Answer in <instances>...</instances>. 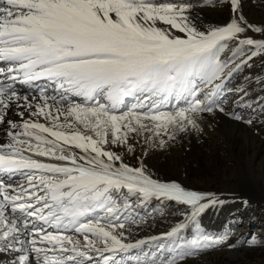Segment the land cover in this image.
<instances>
[{
	"label": "snow or ice",
	"instance_id": "snow-or-ice-1",
	"mask_svg": "<svg viewBox=\"0 0 264 264\" xmlns=\"http://www.w3.org/2000/svg\"><path fill=\"white\" fill-rule=\"evenodd\" d=\"M208 6L229 19L199 23L194 10ZM256 57L264 23L241 0H0V253H16L11 264H180L227 241L181 236L224 201L156 178L145 158L202 133L205 113L252 125L249 89L228 82ZM225 93L251 115L224 107ZM153 199L189 211L129 242L136 204ZM150 242L143 258H118ZM166 246L174 255L160 259Z\"/></svg>",
	"mask_w": 264,
	"mask_h": 264
},
{
	"label": "rangeland",
	"instance_id": "rangeland-1",
	"mask_svg": "<svg viewBox=\"0 0 264 264\" xmlns=\"http://www.w3.org/2000/svg\"><path fill=\"white\" fill-rule=\"evenodd\" d=\"M194 2L209 3V0ZM241 3L242 11L250 22L264 23V0H241ZM194 11L200 17L198 22L204 25L223 24L229 19L228 9L219 6L197 7ZM251 63V68H244L231 78L228 87L243 85L249 89L247 103L257 108L252 125L225 116L226 122L240 123V129L232 130L223 119H216L213 130L193 133L167 149L150 153L148 163L155 166L160 179L179 180L186 189L212 195L215 193L218 195L215 198L224 201L222 205L207 208L194 221H188L181 236L191 240L199 233L214 232V229L208 228L212 221L220 220L224 222L227 241L188 255L180 264H264V124L261 123L264 116L259 113V109L264 108V103H260L264 100V84L257 83L258 78H264V57H256ZM245 76H250V80L245 81ZM225 97H221L224 107L230 110L235 108L245 116L251 115V108L236 107L234 93H225ZM133 163H137L135 159ZM250 189L255 195L250 194ZM243 201H247V205ZM135 210L133 215L139 217L140 222L138 226H131L129 242L169 230L183 219L181 214L189 211V206L169 201L161 203L153 199L143 205L137 203ZM203 219L206 220L202 222ZM151 220L156 221L155 225ZM253 236L258 243L250 245L248 242ZM163 243L169 245L167 240ZM153 250H156V245L150 242L128 253L118 254V258L125 261L138 256L143 258L145 252ZM7 255L6 252L0 253V264ZM169 255L174 253L168 246L158 250L160 259Z\"/></svg>",
	"mask_w": 264,
	"mask_h": 264
},
{
	"label": "bare ground",
	"instance_id": "bare-ground-1",
	"mask_svg": "<svg viewBox=\"0 0 264 264\" xmlns=\"http://www.w3.org/2000/svg\"><path fill=\"white\" fill-rule=\"evenodd\" d=\"M244 14V13H243ZM246 17V16H245ZM226 115H224V114H222V113H219V112H216L215 114H210V113H205L204 114V116H203V119H202V122H201V127L203 128V130H205V131H210V130H213L214 129V127H213V121H215L216 119H223V121H224V123L225 124H227V125H229L230 126V129H232V130H238V129H240V123H237V122H226L225 121V119L224 118H226L225 117ZM244 130L248 133L249 131H248V129L245 127L244 128ZM0 139H2V137H0ZM152 152V151H151ZM150 152V153H151ZM150 153H149V155L145 158L146 159V164H147V166L155 173V175L157 176V171H156V169H155V166H153V164H149L148 163V161L151 159L150 158ZM141 153L138 151L137 152V155H140ZM133 160L134 159H132V158H129V160H128V162L129 163H132V164H134L133 163ZM156 178H158V179H160L158 176L156 177ZM160 180H162V179H160ZM162 181H165V182H168L167 180H162ZM251 181V180H250ZM176 182H179V183H181V185H185V184H183L181 181H179V180H176ZM254 182V181H253ZM248 184V183H247ZM254 184V183H253ZM255 185V184H254ZM250 194L252 195H255L254 193H252V190L250 189ZM136 212V210H134V213ZM206 219H203V221L202 222H204ZM152 221V224H154V223H156V221H154V220H151ZM224 222L223 221H220V220H218V221H212L211 222V226H209V228L208 229H210V230H215L214 232H207L206 234L207 235H210V236H218V235H222V234H225L226 233V230L224 231V224H223ZM155 225V224H154ZM138 229V228H137ZM137 231H139V229L137 230ZM222 231V232H221ZM196 233V232H195ZM6 253H8V255H7V257H6V259H5V261H3L1 264H11V262H12V260L15 258V256H16V253H14V252H11V251H9V252H6Z\"/></svg>",
	"mask_w": 264,
	"mask_h": 264
},
{
	"label": "water",
	"instance_id": "water-1",
	"mask_svg": "<svg viewBox=\"0 0 264 264\" xmlns=\"http://www.w3.org/2000/svg\"><path fill=\"white\" fill-rule=\"evenodd\" d=\"M213 193H214V192H213ZM213 196L216 197V196H218V195L214 193Z\"/></svg>",
	"mask_w": 264,
	"mask_h": 264
}]
</instances>
